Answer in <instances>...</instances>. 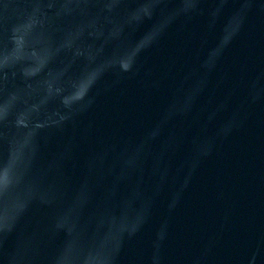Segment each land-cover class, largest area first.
<instances>
[{"label":"water","instance_id":"water-1","mask_svg":"<svg viewBox=\"0 0 264 264\" xmlns=\"http://www.w3.org/2000/svg\"><path fill=\"white\" fill-rule=\"evenodd\" d=\"M264 80V0H0V264H184Z\"/></svg>","mask_w":264,"mask_h":264}]
</instances>
